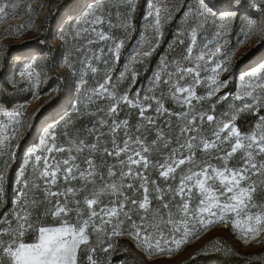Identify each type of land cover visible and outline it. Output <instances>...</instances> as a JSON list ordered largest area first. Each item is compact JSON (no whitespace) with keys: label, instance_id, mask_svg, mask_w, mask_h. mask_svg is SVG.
Returning a JSON list of instances; mask_svg holds the SVG:
<instances>
[{"label":"snow or ice","instance_id":"snow-or-ice-1","mask_svg":"<svg viewBox=\"0 0 264 264\" xmlns=\"http://www.w3.org/2000/svg\"><path fill=\"white\" fill-rule=\"evenodd\" d=\"M139 2L92 0L85 14L87 26L78 27L74 38L86 42L76 49L83 53L81 64L86 73L103 72L102 82L86 96V104H95L96 112L86 113L92 118L90 126L64 132L74 137L68 147L57 145L55 133L46 130L39 141L43 149L34 147L25 153L11 196L5 193L4 169L15 159L13 148L19 149L15 140L23 121L15 120L11 129L0 124V206H13L11 212L0 214V264H78V252L88 243L89 230L100 234L109 225L111 236L134 235L149 256L179 250L200 231L226 218L246 242L264 231V200L260 199L264 197V115L260 114L264 110V65L240 77L250 81L235 95L241 104L233 103L217 114V103L233 94L220 95L230 82L220 79L229 70L228 59L222 55L224 32L215 31L211 39L206 34L209 27H215L217 16L209 0H169L163 6V0H146L147 17L154 22L150 32L144 30L148 38L137 48L149 50L134 48L129 65L114 76L113 64L119 63L121 50L132 42L124 37L135 31ZM16 7L12 0H0V16ZM252 7L264 11V0H253ZM235 15L231 12L221 19ZM180 17L185 18L176 32L180 50L173 49L171 59L161 57L146 83L138 86L147 72L148 58L160 47L164 25ZM256 24V20L249 21V31ZM260 24L264 33V19ZM113 30H119L120 36ZM96 62L102 69L94 66ZM38 64L32 60L19 73L33 86L40 83ZM202 86L205 91L199 94ZM101 101L108 102L106 107L99 106ZM242 114L256 117L247 132L237 123ZM4 115L19 117L22 113ZM38 151L48 155H37ZM63 153L66 157L57 159L56 154ZM197 153L211 156L217 164L198 163ZM30 162L32 179L26 175ZM184 165L189 166L187 171L181 169ZM178 170L182 174L173 187L170 181L176 180ZM150 171L158 179H150ZM194 190L198 203L192 206ZM44 203L53 205L49 214L58 218L59 226L39 227L35 243L22 242L34 226L33 213ZM73 212L75 222L70 219ZM125 220L132 227L121 231ZM113 247L109 243L103 251ZM95 252L90 249L89 264H98Z\"/></svg>","mask_w":264,"mask_h":264},{"label":"rangeland","instance_id":"rangeland-1","mask_svg":"<svg viewBox=\"0 0 264 264\" xmlns=\"http://www.w3.org/2000/svg\"><path fill=\"white\" fill-rule=\"evenodd\" d=\"M168 2L169 0H163L161 6ZM252 2L253 0H209L217 16L214 22L215 27H209L206 34L211 39L215 31L224 32L221 39L222 55L228 59L229 70L221 73L220 79H229L230 82L227 88L221 89L220 95L224 92L231 93L227 90L230 84H235L233 95L227 101L217 103V114L226 111L233 103L237 106L241 104V101L235 100V95L240 94L242 85L250 81L248 79L241 81L240 77H248L256 68L264 65V33L261 31L262 25L260 24V21L264 19V11L252 7ZM12 3L17 7L10 8L7 16H0V124L11 129L15 120H22L23 123L18 126L19 135L15 140L19 149L13 148L16 151L15 159L8 161L10 168L4 169L7 196H11V189L15 188L13 181L23 167L25 153L34 147L43 149L44 146L40 145L39 141L46 130L51 129L55 133L57 145L68 147V141L74 137L64 136L66 130L75 131L90 126L92 118L86 113L96 112V105L86 104V96L91 94L98 82H102L103 77L102 71L99 74L86 73V69L81 64L83 53L76 51L86 42L74 38L78 27L87 26L84 23L85 14L90 11L92 0H12ZM148 10L146 2L145 14L137 27L135 38L133 39L132 35L124 37L126 41L132 38V42L126 43L121 50L119 63L113 64L114 76H118L119 72L129 65L134 48L138 52L149 50L147 47L137 48L138 43L148 38L144 30L149 29L150 32L149 26L154 22L147 17ZM231 12L236 13L232 19H221L222 15ZM184 20V17H180L164 25V36L156 51V57L153 55L148 58L145 65L147 72L141 75L138 86L146 83L147 76L151 75L152 70L158 66L161 57L167 56L171 59L175 54L173 49L180 50L176 45V32L183 25ZM251 20H256L257 24L252 31H249ZM221 25H224L223 29ZM105 31H107L106 26ZM61 34H63V39ZM113 34L120 36V31L113 30ZM152 43L154 45L155 40ZM252 51L255 53H252L250 58L236 66L238 61ZM32 60L39 62L37 71L40 73V83L36 86L19 75L24 65ZM94 66L101 69L103 67L99 62L94 63ZM197 91L203 94L205 88L202 86ZM9 101H13V104L6 106ZM212 102H215V98ZM107 103V101H101L99 106L106 107ZM78 108L80 109L79 114L77 113ZM5 112H21L22 115L10 117L5 116ZM126 112L127 109L121 114V119L124 118ZM260 114L264 115V110ZM133 122H135V117ZM47 146L51 147V143ZM36 154L48 155L43 151H38ZM66 155L67 153L56 154V157L63 159ZM196 160L198 163L207 160L208 163L216 165L215 159L211 156H204L203 153H197ZM188 167L184 165L181 169L187 171ZM31 174L32 162L29 163L26 171L29 179H32ZM181 174V170H178L176 180L170 181L173 187L178 184ZM148 175L150 179H158L155 171H150ZM158 182L163 184V181ZM63 187L61 183L60 188L63 189ZM56 190L55 187L52 188V191ZM107 200L108 198H105V202ZM196 203H198V198L194 190L192 206ZM52 206L44 203L33 213L34 226L32 230L25 232L22 242L35 243L38 239L39 227L59 226L58 218L49 214ZM12 210L13 206L10 203L7 206H0V214H7ZM70 219L75 222V212L70 214ZM132 219L139 223L137 215H133ZM131 227V222L125 220L120 230L128 231ZM111 231V225L100 234L89 230V240L91 235L94 236L90 249L95 248L104 252L103 249L112 243L113 249L107 253L104 252L105 256L109 257L119 251H127L134 256L140 255L143 259L142 264H203L204 262L218 264L220 260H229L232 257L237 259L238 264H264V231L254 238L248 237L246 242L240 231L233 228L227 218L224 223L212 224L200 231L195 238L190 239L179 250L153 253L151 256L142 249L134 235L111 236ZM128 243H131L132 248H129ZM81 249L90 254L89 247L82 244ZM96 260L100 264V260L98 258ZM81 264L87 263L82 261Z\"/></svg>","mask_w":264,"mask_h":264},{"label":"trees","instance_id":"trees-1","mask_svg":"<svg viewBox=\"0 0 264 264\" xmlns=\"http://www.w3.org/2000/svg\"><path fill=\"white\" fill-rule=\"evenodd\" d=\"M145 5H146V0H140L138 8L136 13L134 14V20L133 23L135 25V31L132 34V38L134 39L136 36V31H137V27L140 24L141 19L143 18L144 14H145ZM131 38V40H132ZM129 44V43H128ZM255 51V50H254ZM254 51H252L250 54H248L247 56H245L242 60L238 61L237 65L238 66L242 61L250 58L253 54L255 53ZM156 54H154L153 57H156ZM233 83V82H231ZM235 84H230V87L227 91H231L234 92L235 89ZM13 104V101H9L6 106H11ZM256 117L252 116L250 114H243L240 116V118L238 119L237 123L241 129L242 132H247L250 130L252 124L255 122ZM216 164L217 161L215 160ZM234 163V162H233ZM261 200H264V197L260 198ZM124 236H131V235H124ZM94 242V236L91 235V239L89 240V242L85 245L87 247H89L90 249V245H92V243ZM129 248H132L131 243H128ZM89 255L88 251H83L82 249L79 250L78 252V264H81L82 261H86L87 264H89L88 260H87V256ZM94 259H99L100 260V264H142L141 261H143L142 257L140 255H136L134 256L131 252H127V251H119L116 254H114L113 256H105L104 252H100V250L96 249V252L93 254ZM203 264H209V263H203ZM218 264H238L237 263V259H234V257L230 258L229 260H220Z\"/></svg>","mask_w":264,"mask_h":264}]
</instances>
